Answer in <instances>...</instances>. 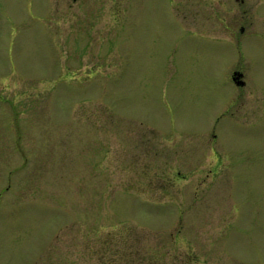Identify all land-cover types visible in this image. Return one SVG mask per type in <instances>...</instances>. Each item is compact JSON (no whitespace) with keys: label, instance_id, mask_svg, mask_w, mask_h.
<instances>
[{"label":"rangeland","instance_id":"obj_1","mask_svg":"<svg viewBox=\"0 0 264 264\" xmlns=\"http://www.w3.org/2000/svg\"><path fill=\"white\" fill-rule=\"evenodd\" d=\"M263 9L0 0V264H264Z\"/></svg>","mask_w":264,"mask_h":264},{"label":"flooded vegetation","instance_id":"obj_2","mask_svg":"<svg viewBox=\"0 0 264 264\" xmlns=\"http://www.w3.org/2000/svg\"><path fill=\"white\" fill-rule=\"evenodd\" d=\"M236 2H238V1H240V0H235ZM243 1V0H242ZM244 3H245V1H244ZM264 10V9H263ZM235 80H234V82L237 84V85H240V86H244V82H243V84H241L240 82H242V74H240V73H236L235 74Z\"/></svg>","mask_w":264,"mask_h":264},{"label":"water","instance_id":"obj_3","mask_svg":"<svg viewBox=\"0 0 264 264\" xmlns=\"http://www.w3.org/2000/svg\"><path fill=\"white\" fill-rule=\"evenodd\" d=\"M235 77H236V76H235V75H233V80H235ZM240 83H241V84H243V81H242V82H240Z\"/></svg>","mask_w":264,"mask_h":264}]
</instances>
